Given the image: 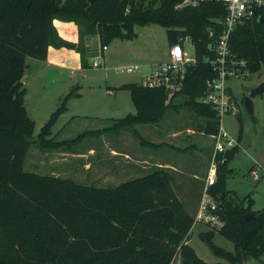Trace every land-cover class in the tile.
Masks as SVG:
<instances>
[{
	"label": "trees",
	"instance_id": "16d2710c",
	"mask_svg": "<svg viewBox=\"0 0 264 264\" xmlns=\"http://www.w3.org/2000/svg\"><path fill=\"white\" fill-rule=\"evenodd\" d=\"M179 1L0 0V264H171L175 257L180 264H209L187 243L194 216L176 196L167 170L155 169L114 187L82 185L23 170L34 128L20 82L27 57L43 61L49 46L65 47L78 52L81 67H88L89 38L98 36L101 46L114 38L132 40L135 25L165 27L168 45L189 36L199 61L188 69L182 88L171 95L163 87L142 83L116 87L130 92L135 113L111 118L109 127L87 133L156 124L176 107V96H183V106L202 117L207 134L217 132L215 110L199 101L206 80L216 77V72L201 59L213 55L210 45L220 32L224 7L205 2L176 9ZM54 19L74 22L77 42L61 38ZM229 46L233 57L246 61L250 74L264 73L263 9L235 27ZM71 94L77 93L70 90L42 126L34 141L39 148H59L75 140L50 136V127ZM238 121L240 138V117ZM236 151L237 147L216 156V181L210 187L224 225L198 234L215 256L225 260L211 264H242L264 253V207L253 210L250 196L238 198L226 187L232 173L228 165ZM249 213L251 218L245 220ZM216 233L233 244V251L214 243Z\"/></svg>",
	"mask_w": 264,
	"mask_h": 264
},
{
	"label": "rangeland",
	"instance_id": "374dc122",
	"mask_svg": "<svg viewBox=\"0 0 264 264\" xmlns=\"http://www.w3.org/2000/svg\"><path fill=\"white\" fill-rule=\"evenodd\" d=\"M134 31L136 36L132 40L112 39L103 55H101L98 36L89 38L88 67L79 70L50 68L42 64L41 60L27 57L28 66L25 72L27 78L23 82L26 91L24 105L27 115L34 122V128L23 161L24 171L69 178L76 183L96 187H114L128 180L123 174L128 171L122 168L120 163L113 165L114 171L111 173L113 167L107 165L105 151L97 148H102L106 141L112 140L118 147L126 146L128 149L139 143L133 134L135 129L143 135L145 130L153 132L156 124L137 123L132 127L121 128L120 132L115 130L114 134H111V131L97 135L87 132L109 127L112 124L109 118L123 117L128 113L134 114L136 109L130 92L116 87L124 83H141L157 64L168 60L165 27L156 24L135 25ZM186 51L192 54L193 47L187 44ZM96 54L103 59L102 65L100 57L96 58L98 64L102 66H92ZM127 67H137L139 70L129 73L120 71ZM262 83H264L263 71L248 77L228 79L227 84L240 112L238 115H227L222 118L223 128L235 139L240 129L238 117L242 122L237 151L228 165L232 173L226 180V187L234 190L238 198L250 196L253 210L264 207V92L252 98V115L246 111L243 102L244 98ZM72 89L77 94L68 96L66 109L58 115L50 127V136L55 137L57 141L75 140L62 144L59 148H39L34 141L42 126L61 99ZM184 99L183 96H176L174 103L182 104ZM191 119L196 124V119L200 120L202 117L194 114ZM122 136L129 138L125 144L122 142ZM144 138L156 140L149 132H145ZM90 149H94L95 152H89ZM208 150L209 147L203 154ZM76 153L84 155L77 159V156L76 158L73 156ZM252 169L256 170L257 178L250 174ZM191 229L190 244L194 246L199 256L209 264L224 263L225 260L215 256L207 244L199 238L198 230L204 227L200 223H195ZM213 241L218 246L233 251V244L219 233L215 234ZM247 264H264V253L259 259L250 258Z\"/></svg>",
	"mask_w": 264,
	"mask_h": 264
},
{
	"label": "crops",
	"instance_id": "0c3cea01",
	"mask_svg": "<svg viewBox=\"0 0 264 264\" xmlns=\"http://www.w3.org/2000/svg\"><path fill=\"white\" fill-rule=\"evenodd\" d=\"M53 24L61 38L77 42L78 32L74 22L54 19ZM41 62L50 68L70 69L71 71L82 68L79 53L65 47L55 48L49 46L47 58ZM173 104L176 107L167 110L163 119L156 123L153 132L145 130L143 131V135H141L138 129H135L136 131L133 134L138 139L139 143L137 145L134 144L128 149L126 146L120 148L114 141L110 140L106 141L102 145V148L97 149L105 151L106 163L107 165H111V168L113 165L115 166L119 163L122 165V168H126L128 172L123 174L127 176L126 179L128 180L148 174L155 169L167 170L172 175V186L176 196L184 204L188 213L194 216L198 208L204 178L212 157L214 139L213 135L207 134L204 131L203 119H196L195 124L191 119V116L194 115L191 111H187V108L183 104L174 103V99ZM120 130L118 129L117 132H120ZM110 131L111 134H114L115 130H107L106 132ZM145 132L151 133L153 139L155 137L156 140L145 139ZM240 138L237 136L238 142ZM121 139L123 144H125L129 138L122 136ZM208 147V152L203 154L204 150ZM89 152L94 153L95 150L90 149ZM81 155L84 154L76 153L73 156L74 158L77 156L78 159ZM112 171H114V167L111 169V173ZM203 227L204 229L198 230V234L208 231L205 226ZM190 233L192 235V229ZM190 239H188L187 243L195 250L194 246L190 244ZM195 252L199 256L196 250ZM175 264H180L179 258Z\"/></svg>",
	"mask_w": 264,
	"mask_h": 264
},
{
	"label": "built area",
	"instance_id": "2783aa9c",
	"mask_svg": "<svg viewBox=\"0 0 264 264\" xmlns=\"http://www.w3.org/2000/svg\"><path fill=\"white\" fill-rule=\"evenodd\" d=\"M205 2L221 3L224 7L225 14L220 20L221 29L215 41L210 45L212 56H204L201 60L209 64L216 77L206 80V90L199 101L210 106L215 110L218 117V129L213 135L214 145L212 157L206 172L204 183L198 208L194 215V222L200 223L208 230L218 231L224 225L221 218L218 202L210 192V187L216 181L218 154H225L227 151L238 146L237 139L229 135L223 128L222 118L227 115H238L240 110L234 99L227 80L230 78L248 77L250 72L246 68V61L233 57L229 39L235 27L251 18H253L258 10H264V0H180L175 4L176 9L183 7H197ZM261 16H258V18ZM209 35H214L213 30H209ZM193 47V53L186 51V45ZM106 46H101V55L106 50ZM96 55L92 62L93 67L103 65V59L100 57L102 65L98 64ZM199 59L196 57L195 46L189 36L180 38L178 42L168 45V60L157 64L149 76L141 82L143 85L150 87H163L165 91L171 95L175 91L182 88L188 69L195 66ZM139 70L137 67H127L120 71L132 72ZM256 170L252 169L250 174L257 178ZM175 257L171 264H175Z\"/></svg>",
	"mask_w": 264,
	"mask_h": 264
},
{
	"label": "water",
	"instance_id": "95a60500",
	"mask_svg": "<svg viewBox=\"0 0 264 264\" xmlns=\"http://www.w3.org/2000/svg\"><path fill=\"white\" fill-rule=\"evenodd\" d=\"M26 75L24 74L21 79L20 82L23 83L25 80ZM264 92V83L260 84V86H258L257 88L253 89L250 94L248 96H246L244 98V108L246 109V111L252 115L253 114V105H252V98L254 96H256L257 94H261ZM251 218V214H246L244 219L245 220H249ZM242 264H245V261L242 262Z\"/></svg>",
	"mask_w": 264,
	"mask_h": 264
}]
</instances>
